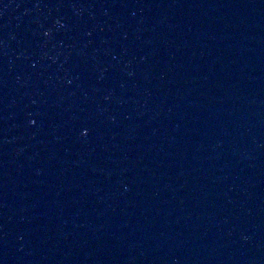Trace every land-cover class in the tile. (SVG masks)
Listing matches in <instances>:
<instances>
[{
	"label": "water",
	"instance_id": "1",
	"mask_svg": "<svg viewBox=\"0 0 264 264\" xmlns=\"http://www.w3.org/2000/svg\"><path fill=\"white\" fill-rule=\"evenodd\" d=\"M0 264H264V0H0Z\"/></svg>",
	"mask_w": 264,
	"mask_h": 264
}]
</instances>
